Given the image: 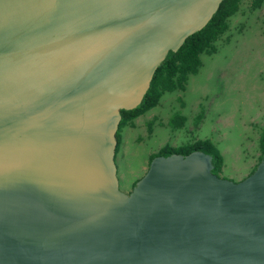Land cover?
<instances>
[{
    "label": "water",
    "instance_id": "water-1",
    "mask_svg": "<svg viewBox=\"0 0 264 264\" xmlns=\"http://www.w3.org/2000/svg\"><path fill=\"white\" fill-rule=\"evenodd\" d=\"M221 1L0 0V264H264V149L238 181L199 150L116 178L119 111Z\"/></svg>",
    "mask_w": 264,
    "mask_h": 264
},
{
    "label": "rangeland",
    "instance_id": "rangeland-1",
    "mask_svg": "<svg viewBox=\"0 0 264 264\" xmlns=\"http://www.w3.org/2000/svg\"><path fill=\"white\" fill-rule=\"evenodd\" d=\"M250 1L240 0L227 18L215 52L199 54L201 64L184 90L162 93L154 107L120 129L114 164L121 192L130 191L162 145L194 139H209L218 149L219 177L238 181L252 171L264 128V1L254 9ZM174 113L185 117L180 128L167 124Z\"/></svg>",
    "mask_w": 264,
    "mask_h": 264
},
{
    "label": "trees",
    "instance_id": "trees-1",
    "mask_svg": "<svg viewBox=\"0 0 264 264\" xmlns=\"http://www.w3.org/2000/svg\"><path fill=\"white\" fill-rule=\"evenodd\" d=\"M262 1L264 0H251L250 7L253 9L257 8ZM239 2L240 0H222L216 12L203 28L189 35L176 52L169 51L167 53L162 63L156 67L139 105L132 110L119 111L120 119L115 132L116 145L114 154L120 143L119 131L123 126L130 124L132 119L154 107L162 93L184 90L188 75L195 74L201 64L199 54H211L215 52L213 42L226 31L227 18L237 11ZM184 121V116L174 113L169 117L167 124L173 129L180 128ZM259 148L261 154L264 149V128L260 132ZM194 150H199L210 155L211 172L217 175L222 165V157L209 139H194L189 143L178 146L164 144L155 153L149 155L148 162L157 155L165 156L171 153L185 155ZM254 167L255 165L253 169Z\"/></svg>",
    "mask_w": 264,
    "mask_h": 264
},
{
    "label": "crops",
    "instance_id": "crops-1",
    "mask_svg": "<svg viewBox=\"0 0 264 264\" xmlns=\"http://www.w3.org/2000/svg\"><path fill=\"white\" fill-rule=\"evenodd\" d=\"M127 125H131V124H127ZM127 125H125V126H127ZM146 164H147V163H146ZM221 169H222V165H221L220 171H221ZM220 171H219V173H220Z\"/></svg>",
    "mask_w": 264,
    "mask_h": 264
}]
</instances>
